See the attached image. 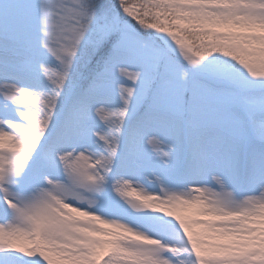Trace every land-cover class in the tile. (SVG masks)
Wrapping results in <instances>:
<instances>
[{"label": "snow or ice", "instance_id": "snow-or-ice-1", "mask_svg": "<svg viewBox=\"0 0 264 264\" xmlns=\"http://www.w3.org/2000/svg\"><path fill=\"white\" fill-rule=\"evenodd\" d=\"M0 264H264V0H0Z\"/></svg>", "mask_w": 264, "mask_h": 264}]
</instances>
